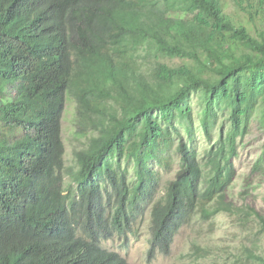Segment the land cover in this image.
<instances>
[{"label":"trees","instance_id":"trees-1","mask_svg":"<svg viewBox=\"0 0 264 264\" xmlns=\"http://www.w3.org/2000/svg\"><path fill=\"white\" fill-rule=\"evenodd\" d=\"M255 121L264 0H0V264H129L106 241L148 213L150 261L225 213L251 236L224 264H264V202L247 200L249 175L242 203L229 194ZM254 170L264 191V149Z\"/></svg>","mask_w":264,"mask_h":264},{"label":"rangeland","instance_id":"rangeland-1","mask_svg":"<svg viewBox=\"0 0 264 264\" xmlns=\"http://www.w3.org/2000/svg\"><path fill=\"white\" fill-rule=\"evenodd\" d=\"M197 99L198 96H195L193 100L196 111L200 108V105L196 102ZM75 112L76 102L69 100L65 112L63 131L68 161L72 157L74 147L80 146L77 141L71 142L70 140L71 133L74 130ZM199 116V113L196 112V124L201 127V122L198 121ZM214 137H217V133ZM208 145H210V142L204 138V133L200 131L199 138L196 141L197 149L203 151L202 148ZM263 149L264 127L260 125L259 121H255L251 132L239 142V155L235 158L238 175L229 194L238 203H242L245 200L240 192L247 182L246 178L248 175V182L251 184L249 188L251 189L249 194L246 195L247 200L254 205H260L261 202H264V191L260 188H253L260 183L259 170H254V164L262 154ZM178 167L179 164L176 161L173 171L164 172V183L174 177ZM150 216V213H148L140 220L136 227L137 233L130 234L127 242L115 236L113 240L106 241L107 247L124 255L128 259L129 264H224V261L230 256L229 253L238 252L243 243L250 244L249 237L251 235L249 234V228L242 224L241 217H238V215L231 216L221 213L209 221L202 219L199 215L192 223L180 230L170 255L159 254L150 261L147 256L150 237ZM194 240H199L203 246L209 245L210 254L206 257H198L191 245ZM261 244L264 247V234L262 235ZM229 264H233L232 260L229 261Z\"/></svg>","mask_w":264,"mask_h":264}]
</instances>
